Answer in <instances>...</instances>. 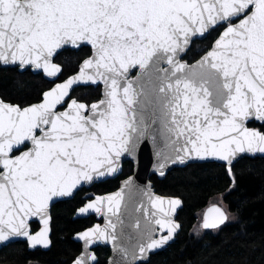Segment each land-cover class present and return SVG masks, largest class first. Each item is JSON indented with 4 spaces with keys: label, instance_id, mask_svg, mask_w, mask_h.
<instances>
[{
    "label": "snow or ice",
    "instance_id": "obj_1",
    "mask_svg": "<svg viewBox=\"0 0 264 264\" xmlns=\"http://www.w3.org/2000/svg\"><path fill=\"white\" fill-rule=\"evenodd\" d=\"M212 32L198 60L182 58L195 38ZM68 47H89L90 55L38 102L0 99V242L49 246L53 200L115 174L121 157L145 139L163 144L161 175L169 163L230 166L239 154L264 153V0H0V64L59 80L55 57ZM82 83L103 85L101 97L70 98ZM130 185L131 178L78 210H94L105 224L77 234L84 249L72 264H94L90 247L98 240L114 248L122 237L131 241L128 228L137 233L138 252L119 247L126 264L173 239L182 201L141 190L146 203L130 212ZM32 217L43 224L35 233ZM227 219L213 204L201 227Z\"/></svg>",
    "mask_w": 264,
    "mask_h": 264
},
{
    "label": "trees",
    "instance_id": "obj_2",
    "mask_svg": "<svg viewBox=\"0 0 264 264\" xmlns=\"http://www.w3.org/2000/svg\"><path fill=\"white\" fill-rule=\"evenodd\" d=\"M218 33L195 40L183 57L189 63L208 49ZM90 55L89 47L65 49L55 57L63 68L59 80L76 72L79 63ZM53 85L42 74L30 69L0 66V98L6 102L27 105L38 102L43 91ZM71 97L91 103L100 98V86H79ZM249 126L260 127L253 122ZM133 164L123 163L122 173L114 179L82 188L71 199L59 201L51 209L48 249L28 250L26 243L17 242L0 250V264H70L81 252L73 235L97 220L94 216L74 219L77 208L95 195L115 190L120 180L130 175ZM235 177L233 185L232 177ZM155 192L182 200L177 221L180 231L167 248L152 254L145 264H264V157H244L231 169L217 162L190 163L167 172L163 178L150 177ZM219 198L228 213L220 227L204 230L199 225L203 210ZM37 231L36 222L30 224ZM96 264H107L110 250L94 249Z\"/></svg>",
    "mask_w": 264,
    "mask_h": 264
},
{
    "label": "water",
    "instance_id": "obj_3",
    "mask_svg": "<svg viewBox=\"0 0 264 264\" xmlns=\"http://www.w3.org/2000/svg\"><path fill=\"white\" fill-rule=\"evenodd\" d=\"M207 36V35H206ZM203 38H195V40H201ZM65 49H73V50H78V49H74V48H71V47H68V48H65ZM64 49V50H65ZM63 51V50H62ZM60 51V52H62ZM59 52V53H60ZM204 54V53H203ZM202 54V55H203ZM201 55V56H202ZM185 56V55H184ZM183 56V57H184ZM201 56H199L196 60H198ZM182 57V58H183ZM86 58V57H85ZM184 59V58H183ZM185 60V59H184ZM195 61V60H194ZM194 61L190 62V63H193ZM55 62V61H54ZM56 63V62H55ZM1 67H16L18 69V71L22 72V71H25V70H22V69H19L17 66H14V65H8V66H5V65H2L0 64ZM79 67V65H78ZM31 70L32 73H35V74H42L43 78H45L46 80L50 81V82H54L56 81L55 78H48L44 75V73L40 70H35V69H32V68H28ZM27 69V70H28ZM78 71V68L77 70ZM75 73V72H74ZM72 73V74H74ZM70 74V75H72ZM133 76L136 75V72L134 71L132 73ZM69 76V75H68ZM67 76V77H68ZM65 77V78H67ZM64 78V79H65ZM62 81V80H61ZM61 81H57V82H61ZM97 86V85H94V84H79V85H75L73 87V90L76 89L77 87L79 86ZM100 86V97H101V94H102V88H103V85H99ZM72 90V92H73ZM71 92V94H72ZM71 94H70V98H73L71 97ZM1 99V98H0ZM95 102V101H94ZM92 103V102H91ZM258 123V122H256ZM163 147V144L162 142L159 141V138H158V142L156 144H154L152 142V140L150 138L148 139H145L143 140L136 148V151L134 154L132 155H129L127 153H125L122 157H121V160H120V167L118 169V171L115 173V174H110V175H107L103 178H100L98 180H94L93 182H91L90 184L88 183H85V184H82L80 186L77 187V189L74 190L73 194L71 196H68V197H62V198H56L53 200V202L50 204V216H51V209L53 207L54 204H56L57 202L59 201H63V200H68V199H71L79 190H81L82 188H89L90 186H92L93 184L95 183H99V182H102V181H105L107 179H114L116 178L117 176H119L121 173H122V167H123V163L126 162V161H129L133 164V171L130 175H128L127 177L123 178L122 180H120L119 182V185L118 187L111 191V192H108V193H104V194H98V195H95L93 198L87 200L83 205H81L79 208H77L73 214V218L74 219H83V218H88L90 216H94L97 220H100V221H96L93 225L83 229V230H80L78 232H76L74 235H73V240L78 242L80 245H81V252L83 251L84 249V242L82 240H80L78 237H77V234L79 232H83L89 228H92L93 226H95L96 224H99L101 225V227L104 226L105 224V218L103 215L101 214H97L94 210H89V212L87 213H79V209L81 207H84L87 203L91 202V201H94L95 198L97 196H107L111 193H114V192H117L120 190V188L122 186H124V182L129 180L131 178V185H130V189H126V200H127V203H128V208H129V211L131 212V210L133 208H135L141 201V199H144L145 203H146V198L145 197H142L141 195V190H150L151 193H153L154 195L156 196H161V197H165V198H178V197H174V196H165V195H161V194H158L157 192H155L154 188H153V184L152 182L150 181V177L152 175H156L158 176V178H163L168 171L174 169V168H177V167H183L187 164H190V163H201V162H217V163H221V164H224L226 166V169L228 170L229 167H232L234 166V164L244 158V157H250V158H254V157H264V153H242V154H239L232 162V164L229 166L227 164V162H224V161H220V160H217V159H207V160H198V159H192V160H188L184 163H169L166 165L165 169H164V174L161 175L160 174V170H159V163L161 162V158L157 156V151L160 150V148ZM229 172V171H228ZM129 191L131 192V199H128V194H129ZM180 199V198H178ZM181 200V199H180ZM182 201V200H181ZM217 205L219 207H221L227 214V211L226 209L220 204V203H211L209 204L202 212L201 214V218H200V226L202 225L203 223V217H204V213L213 205ZM182 208V204L180 206H178L177 208V211L174 215V219L176 220V222L179 224V222L177 221L176 217H177V214H178V211ZM133 216L135 215L134 213L132 214ZM228 216V214H227ZM132 217H129V220L131 219ZM36 221L37 223H39L41 225L40 229L43 227V224L41 223L40 221V218L39 217H32L30 220H29V224L31 222H34ZM227 221V220H226ZM225 221V222H226ZM128 222V220H126V223ZM224 222V223H225ZM223 223V224H224ZM222 224V225H223ZM180 225V224H179ZM220 225V226H222ZM219 226V227H220ZM50 227V226H49ZM142 228H143V221H142ZM202 228V227H201ZM39 229V230H40ZM204 229V228H202ZM39 230L37 231H34L33 233L35 232H38ZM204 230H212V229H204ZM128 233H131L132 235V240L129 241L127 240L126 238H121L117 241V248H114L113 247V242L111 240H98L96 241L94 244L91 245L90 247V251L91 252H94V249L97 248V247H106L110 250V255L107 259V264H126V258L123 257L122 253L118 250L119 247L121 246H125L127 247L130 252L131 251H137L138 252V248H137V244H138V237H137V233L135 232V230L131 229V228H128L126 230ZM180 231V228L177 230V232L175 233L174 237L172 240H170L167 244L157 248V249H153L147 253H145V255L141 258V257H138L134 262L133 264H145L149 257L152 255V254H155L159 251H162L164 250L165 248H167L171 243L174 242L177 234L179 233ZM164 234H167L166 231ZM50 235H51V231L49 232V239H50ZM157 237L159 236V233L156 234ZM17 242H25L26 245H27V248L28 250H35V249H42V250H46L50 247L51 243L49 246L45 247L43 245H37L35 247H30L27 240L25 238H15L14 240H11V241H8V242H0V250L3 249L4 247L10 245V244H13V243H17ZM80 252V253H81ZM80 253L77 255L79 256ZM95 253V252H94ZM96 255V254H95ZM76 256V257H77ZM127 260H131V256H129L127 258ZM97 262V256H96V261L94 262V264H96ZM72 264V262L70 263Z\"/></svg>",
    "mask_w": 264,
    "mask_h": 264
},
{
    "label": "rangeland",
    "instance_id": "obj_4",
    "mask_svg": "<svg viewBox=\"0 0 264 264\" xmlns=\"http://www.w3.org/2000/svg\"><path fill=\"white\" fill-rule=\"evenodd\" d=\"M213 202H217V203H220L221 204V201H220L219 198L214 199ZM199 225H200V220H199Z\"/></svg>",
    "mask_w": 264,
    "mask_h": 264
},
{
    "label": "flooded vegetation",
    "instance_id": "obj_5",
    "mask_svg": "<svg viewBox=\"0 0 264 264\" xmlns=\"http://www.w3.org/2000/svg\"><path fill=\"white\" fill-rule=\"evenodd\" d=\"M214 203V202H213ZM217 203V202H216ZM228 214V213H227ZM201 218V217H200ZM228 220V219H227ZM34 222H36V221H34ZM31 223H33V222H31ZM30 223V224H31ZM37 223V222H36ZM38 225H39V227H38V230L40 229V227H41V225L39 224V223H37ZM31 228V227H30ZM25 243V242H24ZM27 246V245H26Z\"/></svg>",
    "mask_w": 264,
    "mask_h": 264
}]
</instances>
